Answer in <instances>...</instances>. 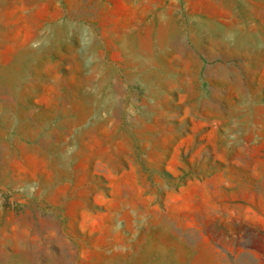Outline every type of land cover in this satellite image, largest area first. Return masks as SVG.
<instances>
[{
  "label": "rangeland",
  "instance_id": "obj_1",
  "mask_svg": "<svg viewBox=\"0 0 264 264\" xmlns=\"http://www.w3.org/2000/svg\"><path fill=\"white\" fill-rule=\"evenodd\" d=\"M0 264H264V0H0Z\"/></svg>",
  "mask_w": 264,
  "mask_h": 264
},
{
  "label": "bare ground",
  "instance_id": "obj_2",
  "mask_svg": "<svg viewBox=\"0 0 264 264\" xmlns=\"http://www.w3.org/2000/svg\"><path fill=\"white\" fill-rule=\"evenodd\" d=\"M203 48V47H202ZM183 53H185V52H183ZM10 118V117H9ZM2 146V145H1Z\"/></svg>",
  "mask_w": 264,
  "mask_h": 264
}]
</instances>
